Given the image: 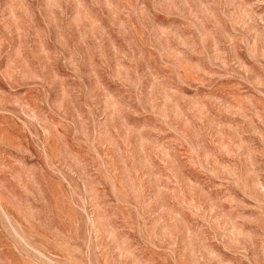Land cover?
I'll return each instance as SVG.
<instances>
[{"label":"rangeland","instance_id":"rangeland-1","mask_svg":"<svg viewBox=\"0 0 264 264\" xmlns=\"http://www.w3.org/2000/svg\"><path fill=\"white\" fill-rule=\"evenodd\" d=\"M0 264H264V0H0Z\"/></svg>","mask_w":264,"mask_h":264}]
</instances>
